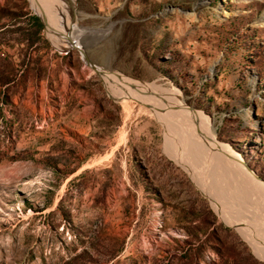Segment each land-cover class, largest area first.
Masks as SVG:
<instances>
[{
	"label": "rangeland",
	"instance_id": "obj_1",
	"mask_svg": "<svg viewBox=\"0 0 264 264\" xmlns=\"http://www.w3.org/2000/svg\"><path fill=\"white\" fill-rule=\"evenodd\" d=\"M34 3L0 0V264H264L230 221L264 211V0H73L84 52ZM103 70L182 97L221 160Z\"/></svg>",
	"mask_w": 264,
	"mask_h": 264
},
{
	"label": "bare ground",
	"instance_id": "obj_2",
	"mask_svg": "<svg viewBox=\"0 0 264 264\" xmlns=\"http://www.w3.org/2000/svg\"><path fill=\"white\" fill-rule=\"evenodd\" d=\"M33 1H35L34 5L36 7V10L40 14V16L44 19L46 24L45 26L48 27V31L54 42L61 48H68L75 46L80 48L82 52H84L82 49L83 44L81 41H79V34L77 31L79 28L78 19L76 21V17L73 16V4H74L72 3L73 0H33ZM100 74L101 76H104V80L106 84L110 86L112 89H114L116 93L120 94L125 100L129 101L130 99H139L140 101L142 100V102L152 101L153 103H156V106H154V108L148 104H145V106H148L153 111L155 109L156 115L160 117L161 120L164 121V123L167 125V128H169V132L171 133L170 134L171 139L172 141L174 140L175 143L176 140H178V138H175L176 134L174 132H178L181 129L180 128L181 123H187L189 133L192 135V139L196 140L197 124L199 121L203 122L204 125L201 124V126H204L203 127L204 130L202 132H205V136H206L204 139L205 142H202L203 145L204 143L206 144V153H204V157H208V158L212 157L214 159L221 160L219 152L215 150L212 144L213 135L211 134V128L207 121V118L202 113H199L194 109L188 107L185 104L182 97L178 95L173 96L172 93L171 94L167 93V95H161L157 93L155 94L154 92L155 91L157 92V90L155 89V91L153 92L155 88L154 86L148 85L147 83H143L138 80L136 81L143 83V85L141 84L138 87H136L133 81H131V79L133 78L127 77L113 70L112 71L103 70L101 71ZM139 103L142 104L141 102ZM198 136H201L200 137L201 139L204 138L203 135L199 134ZM196 142H193V144ZM216 142L222 148L225 147L224 146L225 144L218 141L217 139ZM196 144L199 143L197 142ZM183 145L181 144V147ZM201 145L199 144L198 146L200 147ZM190 147H188V149ZM184 148L185 147L183 146L182 149ZM193 149H195L194 145H193ZM202 151L204 152V149ZM186 152H188V150ZM195 153H197V151ZM199 154L197 158L199 159L202 158L203 160V157H199ZM201 154H202L201 156H203V153ZM194 155L195 154H193V156ZM246 171L252 175L254 174L255 176H257L254 172L250 171L248 168L246 169ZM217 178L218 176L216 175L214 179H212V182H210V185L208 187L210 191L209 194L211 193L213 195V199L215 198L216 201L215 204L218 203L217 204L219 205L218 208L220 207L222 209L221 210L219 208L218 209L219 212L225 214L226 213V210L224 209L225 199H223L222 197V195L224 196V194L220 191L218 193V189H216L219 181L217 180ZM214 182H216V184ZM255 212L257 214H263V216L256 214L250 215V213L248 215V213H246L244 221H240V223H238L237 220L235 221L232 220L233 217L232 215H230L231 216L230 221L240 229L241 233L246 238V240L249 241L254 248L260 251L261 252L260 255H262L264 258V211L258 209V211ZM225 215H228V213Z\"/></svg>",
	"mask_w": 264,
	"mask_h": 264
},
{
	"label": "water",
	"instance_id": "obj_3",
	"mask_svg": "<svg viewBox=\"0 0 264 264\" xmlns=\"http://www.w3.org/2000/svg\"><path fill=\"white\" fill-rule=\"evenodd\" d=\"M42 21H43V19H42ZM44 22V21H43ZM247 167V166H246ZM248 168V167H247ZM249 169V168H248ZM250 171H252V170H250ZM252 172H254V171H252ZM258 177V176H257ZM259 178V177H258ZM260 179V178H259Z\"/></svg>",
	"mask_w": 264,
	"mask_h": 264
},
{
	"label": "trees",
	"instance_id": "obj_4",
	"mask_svg": "<svg viewBox=\"0 0 264 264\" xmlns=\"http://www.w3.org/2000/svg\"><path fill=\"white\" fill-rule=\"evenodd\" d=\"M36 19H38L36 16H35Z\"/></svg>",
	"mask_w": 264,
	"mask_h": 264
}]
</instances>
